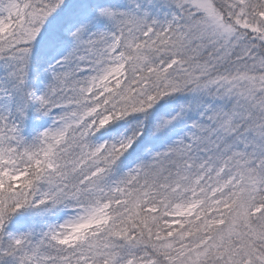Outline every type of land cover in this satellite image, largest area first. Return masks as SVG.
<instances>
[{"label":"snow or ice","instance_id":"1","mask_svg":"<svg viewBox=\"0 0 264 264\" xmlns=\"http://www.w3.org/2000/svg\"><path fill=\"white\" fill-rule=\"evenodd\" d=\"M0 264H264V0H0Z\"/></svg>","mask_w":264,"mask_h":264}]
</instances>
